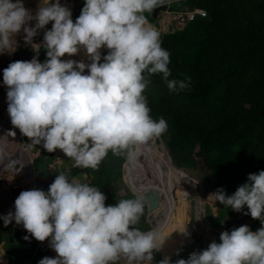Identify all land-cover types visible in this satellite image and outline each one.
<instances>
[{"label":"clouds","instance_id":"clouds-1","mask_svg":"<svg viewBox=\"0 0 264 264\" xmlns=\"http://www.w3.org/2000/svg\"><path fill=\"white\" fill-rule=\"evenodd\" d=\"M165 3L170 0H84L73 22L60 0H40L35 15L22 0H0V54L17 50L15 36L23 30L24 43L36 53L44 49L46 55L43 63L33 56L3 70L13 128L48 153L59 149L73 160V167L92 170L109 151L131 160L137 146L160 138L168 124L150 116L143 94L150 77L159 74L169 92L190 84V77L169 79L170 53L145 15ZM50 22L43 42L33 43ZM101 48L108 50L103 62ZM81 49L89 63L61 59ZM14 136L8 131L0 142ZM9 166L16 171L15 161ZM105 200L97 187L59 173L47 193L21 191L14 212L0 220L5 227L12 221L22 225L36 241H48L56 256L38 264H153V253L162 250L167 238L157 227H137L146 196L134 193L108 206ZM202 202H219L235 212L246 207L244 214L259 220L261 227L255 232L246 225L222 232L219 243L187 259L173 262L165 255L157 264H264V170L249 174L232 195L218 188ZM176 232L189 236L186 227Z\"/></svg>","mask_w":264,"mask_h":264},{"label":"trees","instance_id":"trees-1","mask_svg":"<svg viewBox=\"0 0 264 264\" xmlns=\"http://www.w3.org/2000/svg\"><path fill=\"white\" fill-rule=\"evenodd\" d=\"M80 1L75 20L84 5V0ZM38 6L39 4L36 9ZM67 7L71 9L68 4ZM160 10L183 14L198 10L204 15L194 14L191 20L183 16L186 20H183L182 29L171 32L168 30L161 36V46L170 53L169 79L182 80L190 77L189 87L179 92H169L160 75L154 74L143 93L147 99L150 116L156 120L164 118L168 124L167 131L160 139L167 149L170 163L161 147L148 143L137 146L147 156L146 161L152 163L155 168L150 165L156 174L152 188L162 191L160 188L165 185L163 177L169 175V180L175 179L185 183L194 191L192 182L171 166L175 169L195 168L196 160L200 159L211 176L217 180V184L208 194L223 188L225 195H232L239 186L247 182L249 174L264 170V0H170L169 5ZM145 15L154 25L152 13ZM31 26L32 22L29 23V27ZM37 59L41 63L45 61L44 49L39 51ZM67 59L89 63L83 49L77 55L64 60ZM0 117V120L8 122V128L11 130L9 116ZM23 141L26 145L29 142L35 150L32 161L29 162V156L31 159L32 155L25 149L20 150L22 154L13 149L8 155H0V191L5 188L2 186L4 181L11 191L8 196L10 200L5 201L9 208H0V216L14 212V201L21 191L39 189L47 193L49 185L53 182L52 176L57 173L48 167L52 161V153L46 152L39 145H32L26 137H23ZM137 147L131 160L127 159L126 155H113L109 151L97 170L83 168L84 173L91 177L89 185L97 187L105 195V206L116 203L110 188L117 183L121 186V175L126 185L140 195L154 182L150 163L142 160V154ZM146 150L153 159H149ZM56 152L60 154L62 164L69 159L59 149ZM9 161H15L16 171L11 166L5 167ZM31 166L33 181L30 177ZM27 167H30V171L21 177ZM64 172L66 171L62 167L61 173ZM79 173L80 171L71 169L68 178L71 179ZM22 178L24 180H21ZM179 190V194H184L185 201L188 193L182 188ZM126 192L127 198L133 196L130 191ZM162 193L164 194V190ZM165 197H169L168 194ZM195 201L199 202L198 199ZM167 202L168 207L173 205L169 198ZM214 205L218 208L217 217H208V221L216 229L220 227V222L226 214H229L226 229L236 228L240 223L237 218L241 214L243 220H248L247 226L251 231L255 232L261 227L259 220L244 214L248 211L246 207L241 212H235L219 202ZM183 206L180 205L179 212ZM145 214L146 205L144 215L137 225L142 231L151 229L146 223ZM173 214L168 213L163 219L159 225L162 230L167 229L168 218L173 217L178 222L181 220L180 215L176 217ZM181 215L183 216L182 212ZM14 223L12 221L11 225L5 227L3 220H0V244L6 237H21V241L4 246L5 257L10 264H25L38 241L23 228L18 230ZM26 235L29 237L27 241L24 239ZM214 235L213 242L219 243L220 234ZM192 238L191 244L175 250V253L179 250V256L183 255L182 259H187L192 252L207 248L203 247L196 231L193 232ZM164 245H167L166 242ZM153 256L158 257L157 253ZM179 256L174 254L171 260L174 262ZM40 259L41 256L38 255L36 262Z\"/></svg>","mask_w":264,"mask_h":264},{"label":"rangeland","instance_id":"rangeland-1","mask_svg":"<svg viewBox=\"0 0 264 264\" xmlns=\"http://www.w3.org/2000/svg\"><path fill=\"white\" fill-rule=\"evenodd\" d=\"M13 2H14V0H13ZM22 2H23V5L26 9H28V10L32 9L30 11H37L36 6L40 3V0H24V1L22 0ZM60 3L62 6H65V7H67V4H68L71 8L70 11L72 14L74 12V10L76 9V7L78 6L79 2H78V0L77 1L76 0H60ZM167 5H169V3H165L164 5L159 6L157 12L155 13V17H153L154 26L159 30L161 36H162V34H164L168 30H170V32H171L174 30L182 29L184 21L186 20V19H183V16H184L183 13H170L167 10H160L162 7L167 6ZM34 23L32 24L33 26H34ZM50 29H51V22L48 25H46L44 29L39 30L36 36H43L44 32L47 30H50ZM19 34L20 35L18 37L23 38L24 34L21 32ZM18 37H17V39H18ZM17 39H16V41H17ZM34 39H35V37H34ZM36 40H40V39H36ZM35 43L40 44V42H38V41H36ZM17 44H18V41H17ZM31 51H33V50L31 49ZM105 51H107L106 48H101L100 53H104ZM6 55H8V57H6V58H4V55L2 58L0 57V86H2V87L3 86L6 87L3 84V70L10 63L13 62V60H14L13 57L16 56L18 61H30L33 58L31 56L29 49H25V50L17 49L14 53H11V54L6 53ZM67 57L68 56H64V57H62V59L64 60ZM6 109H7V107L5 108V106L1 104L0 105V115L5 114V113L7 114ZM1 118L2 117H0V119ZM8 131L15 132V136L14 137H8L6 141L0 142V155L1 156L6 155V154L8 155V154H10L8 152L12 151L13 149H15L14 150L15 152H17V151L19 152L20 150L22 151V149L27 150V148H28L30 154L32 155L31 159L29 156V162L32 161V158L34 157L33 154H34L35 150L33 149V147H31L30 143L27 142L28 145L26 147V144L23 141V137L21 136L19 130L13 128V126H12L11 130H9L8 122H6V120H0V136H5ZM148 145H157V146L161 147L167 154V149H166L164 143L162 142V140L160 138L149 141ZM137 149L140 150L141 152H143V150L140 149V147H137ZM21 151H20V154H22ZM146 154L149 156V159L150 158L153 159V157L150 154H148V152ZM146 157L147 156L142 154V160H144L145 162H146ZM55 158L56 157L54 155H53V157H51L52 161L49 162V165H48L49 169H51V166L54 164ZM167 158L169 159L168 154H167ZM168 161L170 163V159ZM126 162H127V160L124 162V164ZM147 163L149 164L150 162L147 161ZM124 164H123V166H124ZM170 166H171V164H170ZM149 167H150V169L154 175V182L149 186L150 188H152V185H154L155 181H156V174H155L154 170L151 168L150 164H149ZM171 168L173 170H175L174 167L171 166ZM29 171H30V167H27L26 172L21 174L20 176L24 177ZM179 174L182 175L181 173H179ZM55 176H56V174H55ZM55 176H54V179H55ZM7 177H9V176H7ZM30 177H31V180L33 181L34 175H33L32 166H31ZM121 178H122V184H121L120 189L123 192L121 194H125V192L128 190L133 195L135 192L132 190V188H130L128 185H126L125 181L123 180V175H121ZM169 178H170L169 175L168 176L165 175L163 177L165 185H163V187L160 189L162 191L164 190L165 195L162 193V191H160L161 202H160L159 208L157 210L151 212L150 214H148V216H146V223H149V225L152 228L157 227L160 230H162L159 227V225H161L163 219H165L167 217L168 213H174L173 215H175L176 217L178 215H180V217H181V220H180L181 222L179 221L180 223L178 221H176L177 219L170 217L167 219V221H168L167 229L162 230L164 233V236L167 238V240H166L168 242L167 245H181V244L183 245V243L185 242V239H188V238L185 237L184 235L180 234V233H177L176 231L179 229H182L184 227H186L187 232L189 233V236H188L189 238H191L190 234H192L193 229L197 230L198 234H200V236L202 237L201 240L203 242V247L206 248L208 244L212 243L210 241V239L215 236L214 234H216V233L221 234L222 232H225V231L230 232L231 230L236 229L240 226H244V225L247 226L248 220H243L242 219L243 214H241L237 218V220H240V223L238 224V226L236 228L230 227V228L226 229L224 227V229H220V228L216 229V228L212 227L211 225L208 224L209 223L208 217H210L211 219H215L217 217L218 208L212 202H202V201H206L209 194H207L206 196L204 195L202 197L203 194L201 193L200 188L198 186H196V184L192 183L194 186V191H191V189H189L185 183H181L179 181H176L175 179L169 180ZM21 180H24V178H22ZM2 186H4L6 189L4 188L3 190L0 191V208H2L3 205L5 204V201L8 200V196L11 192L10 189L8 190V186H6L5 181L3 182ZM29 186H30V184H28V188H29ZM179 188H182L184 191H186L188 193L186 195L185 201H184V194L178 193L180 191ZM167 194L169 197H165V196H167ZM168 198L170 200V203L173 204L170 207H168V204H169L167 202ZM196 199H198L199 202L195 201ZM181 204H183L184 206H183L182 211L180 210V212H179V208H180ZM181 212H182L183 216L181 215ZM8 225H11V224L9 223ZM168 232H171V234H169ZM174 241L177 243H175ZM178 248L179 247H177V249ZM182 256L183 255L179 256L178 258L182 259ZM153 257H154L153 258V264H157V262L159 260H161V257H159V256L158 257L153 256Z\"/></svg>","mask_w":264,"mask_h":264},{"label":"crops","instance_id":"crops-1","mask_svg":"<svg viewBox=\"0 0 264 264\" xmlns=\"http://www.w3.org/2000/svg\"><path fill=\"white\" fill-rule=\"evenodd\" d=\"M24 1V0H23ZM77 1V0H76ZM78 6L76 7V9L74 10V12L72 13V15H71V19L73 20V22H75V14H77L78 13V11H79V6H80V3H81V1L80 0H78ZM31 13L34 15L36 12L35 11H31ZM153 13V12H152ZM35 21H32V24L34 23ZM33 26V25H32ZM21 33H23V30H21ZM24 34V33H23ZM20 34H17L16 36H15V39H17V37L19 36ZM36 39H40V40H36ZM17 41H18V48L17 49H20V50H25V49H29V51H30V53H31V56L33 57V55L34 56H36L37 57V54L39 53H36V52H34V51H31V47L29 46V45H26L25 43H24V41H23V38H19L18 37V39H17ZM36 41H38V42H40V44L43 42V36H35V39H34V37H33V43H35ZM37 44V43H36ZM108 51V50H107ZM107 51H105L104 53H101V57H103L104 55H106V53H107ZM7 54H9V53H7ZM104 54V55H103ZM3 55H4V58H6V57H8V55H6V53H3V54H0V57L2 58L3 57ZM103 55V56H102ZM14 58V60H13V62H15V61H18L17 60V58H16V56L15 57H13ZM62 59V58H61ZM75 60V59H74ZM75 61H80V60H75ZM103 61V58L101 59V62ZM5 90L7 91V88L5 87ZM8 115V113L6 114H2V116H7ZM22 136V135H21ZM26 147H27V145H26ZM26 151H28L29 152V150H28V148H27V150ZM53 155L55 156V157H58L59 158V161H58V164H59V170H58V172H60L61 173V168L63 167L64 169H65V171L66 172H64V174L68 177L69 176V171L71 170V169H76L77 171H80V173L77 175V176H75V177H72V178H76L77 180H79L80 182H82V183H87V184H90V181H91V177L87 174V173H84V170H83V168H77V167H73V160L71 159V158H69L66 162H64L63 164H62V162L60 161V154H58V152H56V151H54V152H52V157H53ZM62 157V156H61ZM25 164L27 165L28 164V161L26 160L25 161ZM52 180H54V174H53V176H52ZM71 178V179H72ZM119 183H117L116 185H113V186H111V193H112V197H113V199L114 200H119V199H121V198H127V192H125V194H121V193H123L122 191H121V186H119L118 185ZM10 200V198H8V200L7 201H9ZM146 216H148V213H147V211H146V214H145V220H146ZM15 224V223H14ZM149 224V223H148ZM209 225H211L210 224V222L208 223ZM18 226V230H21L23 227H22V225H17ZM151 227V226H150ZM152 228V227H151ZM220 228V227H219ZM197 232L198 233V231L197 230H195V229H193V231H192V234H193V232ZM192 234H190V237L191 238H189V237H187L188 239H185V242L183 243V245H189V244H191L192 243V240H193V238H192ZM199 236H200V234H199ZM10 237H13V236H10ZM7 238H9V237H6L5 239H7ZM200 238H202L201 236H200ZM22 239V238H21ZM17 241H19V240H17ZM16 241V242H17ZM21 241V240H20ZM210 241L211 242H213L214 241V237H212L211 239H210ZM13 243V242H12ZM38 243V242H37ZM175 243H177V242H175ZM7 244H10V243H7ZM6 244V245H7ZM166 244H168V242L166 241ZM182 245V244H181ZM181 245H163V247H162V250L160 251V252H155V253H157V255L159 256V257H161V259H163L164 258V256L165 255H167L168 257H170V259H172L173 258V256H174V254H175V250L177 249V247H180ZM182 245V246H183ZM4 246L5 245H3V242L0 244V264H10V262L7 260V258L5 257L6 255V250H5V248H4ZM209 245H207V247H208ZM205 248V247H204ZM41 256V259L42 258H44V257H49V258H52V257H55L56 256V253L52 250V249H50L49 251H47L45 254H43V255H40ZM33 264H38V262L36 263V262H34Z\"/></svg>","mask_w":264,"mask_h":264},{"label":"water","instance_id":"water-1","mask_svg":"<svg viewBox=\"0 0 264 264\" xmlns=\"http://www.w3.org/2000/svg\"><path fill=\"white\" fill-rule=\"evenodd\" d=\"M158 7L154 9L153 11V17L155 16V13L157 12ZM107 54V53H106ZM103 62V61H102ZM188 177L195 181L197 185L202 189L203 193H206L207 191L211 190L215 184H217V180L213 178L207 168H205L201 161H198L196 164V167L194 169H182ZM3 207L9 208L7 204H4ZM229 214H226L224 219L220 223V229H224L225 223L228 221ZM17 240H21V237L19 236H13L9 237L7 239H3V245H6L7 243L16 242Z\"/></svg>","mask_w":264,"mask_h":264},{"label":"bare ground","instance_id":"bare-ground-1","mask_svg":"<svg viewBox=\"0 0 264 264\" xmlns=\"http://www.w3.org/2000/svg\"><path fill=\"white\" fill-rule=\"evenodd\" d=\"M154 11V10H153ZM198 10H196V11H193V12H187V13H184L183 15L186 17V19L187 20H191V19H189V15H192V17H193V15L194 14H198V13H196ZM200 12H202V11H200ZM203 13V12H202ZM204 14V13H203ZM152 15H153V13H152ZM200 15V14H199ZM201 16H203V15H201ZM153 17V16H152ZM155 17V16H154ZM4 105L5 106V108L7 107V103H6V90H5V87L3 86H0V105ZM140 151V150H139ZM147 151V150H146ZM141 152V151H140ZM148 152V151H147ZM141 154H144L143 152H141ZM58 158V157H57ZM59 159V158H58ZM199 161H201L200 159H198ZM198 160H196V164H197V162H198ZM147 162V161H146ZM201 163H202V161H201ZM150 165L152 166V168L153 169H155L154 168V166L152 165V163H150ZM202 165H203V163H202ZM175 169V168H174ZM183 169H189V168H183ZM192 169H194V168H192ZM178 173H181L184 177H186L187 179H189L190 181H192V183H194V184H196V186H198L197 185V183L195 182V181H193V180H191L189 177H188V175H186V173L182 170V169H175ZM211 174V173H210ZM216 185V184H215ZM199 187V186H198ZM200 188V187H199ZM200 190H201V193L203 194L202 195V197L205 195H207L211 190H209V191H207L206 193H203V191H202V189L200 188ZM141 195H143V196H146V198H147V201L145 202V205H146V211H147V213L148 214H150L151 212H153V211H155V210H157L158 208H159V205H160V202H161V197H160V191H159V189L158 188H147ZM228 221H229V216H228ZM227 221V222H228ZM226 222V223H227ZM225 223V224H226ZM45 244H47L48 242H44Z\"/></svg>","mask_w":264,"mask_h":264},{"label":"built area","instance_id":"built-area-1","mask_svg":"<svg viewBox=\"0 0 264 264\" xmlns=\"http://www.w3.org/2000/svg\"><path fill=\"white\" fill-rule=\"evenodd\" d=\"M196 13H198L200 15H204L200 11H197ZM191 18H192V15H189V19H191ZM58 161H59V159L56 157L54 159V164L51 166V168L53 170L57 171L56 175L60 173V172H58V170H59ZM50 249H51V247L49 246V243L45 244L44 242L38 241L37 245H35V248L33 250V253L31 255L30 259L25 264H33L34 262H36V258H37L38 255H43L47 251H49Z\"/></svg>","mask_w":264,"mask_h":264}]
</instances>
